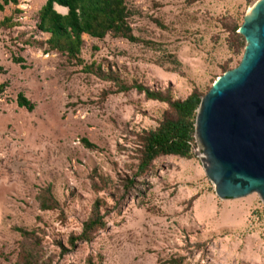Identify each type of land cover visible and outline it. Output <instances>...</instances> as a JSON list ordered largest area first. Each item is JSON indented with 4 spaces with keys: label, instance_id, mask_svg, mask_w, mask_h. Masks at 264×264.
Returning <instances> with one entry per match:
<instances>
[{
    "label": "rangeland",
    "instance_id": "1",
    "mask_svg": "<svg viewBox=\"0 0 264 264\" xmlns=\"http://www.w3.org/2000/svg\"><path fill=\"white\" fill-rule=\"evenodd\" d=\"M46 1L18 0L0 11V264H16L30 247L50 264H264V201L256 193L221 200L197 143L191 158H157L145 193L123 197L137 171V135L172 112L119 86L142 84L174 100L207 94L241 62L246 42L238 50L232 29L258 0H125L142 42L83 35L81 64L52 50L38 28ZM20 94L33 111L18 105ZM49 192L53 207L43 209ZM97 200L106 229L71 247Z\"/></svg>",
    "mask_w": 264,
    "mask_h": 264
},
{
    "label": "trees",
    "instance_id": "2",
    "mask_svg": "<svg viewBox=\"0 0 264 264\" xmlns=\"http://www.w3.org/2000/svg\"><path fill=\"white\" fill-rule=\"evenodd\" d=\"M10 4L17 5L18 0H0V11H4ZM55 6L63 7L68 10L66 14L60 13ZM130 11L125 0H47L40 11L38 28L50 35L48 44L52 50H57L67 56L69 62L81 64L80 58L84 44L83 35L92 38L104 39L111 35L116 38H123L132 43L142 42L133 33V29L128 22ZM158 25L164 27L160 22ZM241 25H235L232 29L235 44L240 50L244 47V38L238 34ZM16 63L23 62L22 58H15ZM89 73H95L103 79L118 82L114 77L115 73L105 72L100 67L95 69L93 66H85ZM95 69V70H94ZM229 69H226L228 71ZM120 91L136 90L144 93L146 98L168 103L172 114L164 117L159 126L155 129L146 130L137 135L140 148L138 152L137 171L124 181V196L131 195L133 192L145 193V186H148L145 176L149 172L153 162L161 156H179L191 158L195 140V123L197 109L201 98L206 94L194 91L185 100H174L163 91L152 89L142 84L135 83L126 86L119 83ZM18 105L28 111L35 109L32 103L24 94L18 97ZM88 149H95L96 145L87 139L82 140ZM93 186L98 188L93 181ZM148 188V187H147ZM42 208L50 209L53 207V199L49 192L42 200ZM102 203L97 200L94 204L92 214L83 224L82 232L79 235H72L69 239L71 247H76L79 242H92L96 235L106 229V215L102 213ZM26 238L35 235L34 232H27L24 229H17ZM65 251L64 245H61ZM51 261H42L38 256V250L34 247L24 249L20 261L16 264H50ZM89 264H94L91 259ZM174 260L171 264H178Z\"/></svg>",
    "mask_w": 264,
    "mask_h": 264
},
{
    "label": "water",
    "instance_id": "3",
    "mask_svg": "<svg viewBox=\"0 0 264 264\" xmlns=\"http://www.w3.org/2000/svg\"><path fill=\"white\" fill-rule=\"evenodd\" d=\"M238 34L246 42L242 60L201 98L195 140L221 200L256 193L264 201V0L249 9Z\"/></svg>",
    "mask_w": 264,
    "mask_h": 264
}]
</instances>
